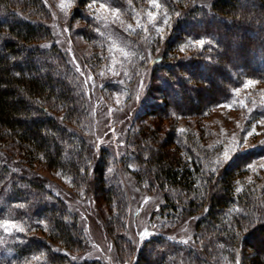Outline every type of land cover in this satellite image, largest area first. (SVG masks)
I'll return each instance as SVG.
<instances>
[{
	"label": "trees",
	"instance_id": "obj_1",
	"mask_svg": "<svg viewBox=\"0 0 264 264\" xmlns=\"http://www.w3.org/2000/svg\"><path fill=\"white\" fill-rule=\"evenodd\" d=\"M159 1L167 23L150 38L152 50L160 51L145 66L151 74L127 160L137 163L140 185L164 193L162 212L170 207L179 218L197 216V249L158 234L131 264H218L224 254L230 264H264V201L252 186L236 194L255 151L214 166L209 159L215 149L201 136L203 120L232 98L234 87L245 78L264 83V0ZM86 12L79 7L71 13L90 23ZM48 19L43 0H0V221L16 219L34 231L14 246L44 252L47 258L38 264H98L73 261L85 235L65 198L34 172L44 162L74 185H85L99 213L109 212L104 222L117 248L130 242L123 189L109 173L108 151L96 150L80 124L88 118L85 93ZM83 34L94 38L89 27ZM181 119L187 121L183 129ZM248 247L254 254L245 261Z\"/></svg>",
	"mask_w": 264,
	"mask_h": 264
},
{
	"label": "rangeland",
	"instance_id": "obj_2",
	"mask_svg": "<svg viewBox=\"0 0 264 264\" xmlns=\"http://www.w3.org/2000/svg\"><path fill=\"white\" fill-rule=\"evenodd\" d=\"M43 1L48 9V22L55 41L67 52L77 74L79 89L85 93L88 118H82L80 124L88 131L89 143L96 150L108 151L111 160L109 173L120 183L128 208L124 234L130 242L117 248L113 236L106 231L104 220L109 212L99 213L89 189L85 185H74L68 176L48 169L44 162L37 163L34 172L41 173L55 192L65 198L71 215L78 220L85 235L84 249L71 254L73 261L131 264L144 242L158 234L168 235L188 247L196 248L193 236L197 216L179 218L170 207L162 212L164 193L157 187L151 190L140 185L134 174L137 163L127 160L128 156L132 158L129 133L141 121L137 115L144 105L143 97L151 74L149 67L146 69L145 66L147 60L150 61L152 55L160 51L158 48L152 50L150 38L161 32L168 18L167 11L159 0V8H153L150 0H89L83 5L80 0ZM61 4L67 6L62 8ZM79 7L87 11L90 23L73 17L71 12ZM114 9H119L118 16L113 15ZM149 12L153 14V19H149ZM87 27L97 39L83 34V28ZM121 50L128 55L125 56ZM248 81L254 83L246 87ZM232 92L230 100L212 108L210 115L203 120L206 129L200 134L209 148L215 149L209 159L214 166L229 163L246 150L255 151V156L243 167L245 172L238 179L236 194L252 186L256 199L262 197L263 204L264 83L245 78ZM186 122L180 120L181 129L186 127ZM233 208L238 209V206ZM3 225L8 226L7 230ZM21 228L23 231L19 230ZM29 233L34 231L16 219L1 220L0 261L8 260L9 264L43 262L47 258L44 252H21L14 246L17 240ZM247 249L248 252L241 258L243 260L247 254H254L253 247ZM220 258L222 261L218 264H230L226 254Z\"/></svg>",
	"mask_w": 264,
	"mask_h": 264
},
{
	"label": "snow or ice",
	"instance_id": "obj_3",
	"mask_svg": "<svg viewBox=\"0 0 264 264\" xmlns=\"http://www.w3.org/2000/svg\"><path fill=\"white\" fill-rule=\"evenodd\" d=\"M150 2H151V4H152V7L153 8H159L160 7V5H159V3H158V0H150ZM67 5H65V4H61V7L63 8V7H66ZM113 11V15L114 16H118V14H119V9H114V10H112ZM148 17H149V19H153V14L151 13V12H149L148 14ZM165 23H167V20H165L164 21ZM141 27H143V26H141ZM129 29H131V25H129ZM115 43V42H114ZM198 45H200V46H203L205 43H206V41L205 40H203V39H201V40H199L198 42ZM193 46H195V45H193ZM122 52H123V50H121ZM123 54L125 55V56H127L128 55V53L127 52H123ZM254 82L253 81H248L247 82V84L245 85L246 87L247 86H251L252 84H253ZM225 158H227V153H225ZM4 227H5V230H7V225H3ZM20 231H23V229L21 228V229H19ZM143 235H148L147 233H144ZM185 243H186V241H185Z\"/></svg>",
	"mask_w": 264,
	"mask_h": 264
}]
</instances>
